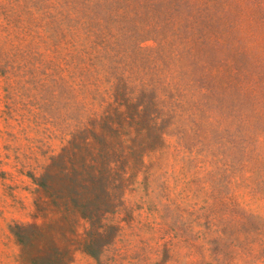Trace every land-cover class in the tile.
I'll list each match as a JSON object with an SVG mask.
<instances>
[{
    "label": "rangeland",
    "instance_id": "1",
    "mask_svg": "<svg viewBox=\"0 0 264 264\" xmlns=\"http://www.w3.org/2000/svg\"><path fill=\"white\" fill-rule=\"evenodd\" d=\"M0 264H264V0H0Z\"/></svg>",
    "mask_w": 264,
    "mask_h": 264
}]
</instances>
